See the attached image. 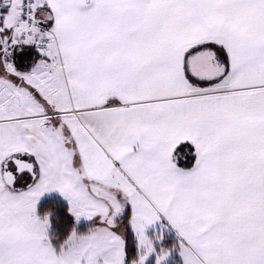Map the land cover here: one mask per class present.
<instances>
[{
    "label": "snow or ice",
    "instance_id": "6c2138e0",
    "mask_svg": "<svg viewBox=\"0 0 264 264\" xmlns=\"http://www.w3.org/2000/svg\"><path fill=\"white\" fill-rule=\"evenodd\" d=\"M0 264H264V0H0Z\"/></svg>",
    "mask_w": 264,
    "mask_h": 264
}]
</instances>
